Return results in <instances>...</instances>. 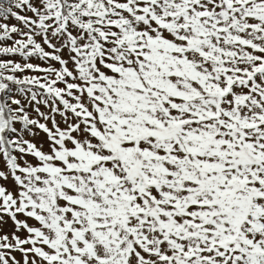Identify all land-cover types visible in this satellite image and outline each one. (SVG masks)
Returning <instances> with one entry per match:
<instances>
[{"label": "snow or ice", "instance_id": "obj_1", "mask_svg": "<svg viewBox=\"0 0 264 264\" xmlns=\"http://www.w3.org/2000/svg\"><path fill=\"white\" fill-rule=\"evenodd\" d=\"M0 264H264V0H0Z\"/></svg>", "mask_w": 264, "mask_h": 264}]
</instances>
